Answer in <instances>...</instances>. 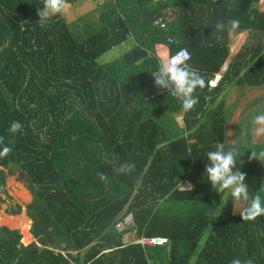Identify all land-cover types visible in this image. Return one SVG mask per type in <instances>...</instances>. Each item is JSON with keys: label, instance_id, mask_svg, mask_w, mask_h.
Returning a JSON list of instances; mask_svg holds the SVG:
<instances>
[{"label": "trees", "instance_id": "obj_1", "mask_svg": "<svg viewBox=\"0 0 264 264\" xmlns=\"http://www.w3.org/2000/svg\"><path fill=\"white\" fill-rule=\"evenodd\" d=\"M90 1L97 6L80 21L57 14L41 24L43 0H0V143L12 149L0 167L26 176L36 239L23 245L18 230L0 227V264H264V215L232 214L227 193L205 175L206 153L229 147L226 105L214 102L230 78L208 82L227 57L230 33L264 30V11L249 0ZM231 19L238 29L216 32ZM182 48L206 81L188 112L151 73L161 50ZM114 50L119 56L106 58ZM248 52L235 57L232 78L261 86L264 55ZM13 121L22 124L17 133L8 131ZM233 146L236 169L256 179L261 162ZM121 164L134 167L120 173ZM184 181L192 188L181 189ZM255 195L264 200L258 190L249 199ZM127 214L138 237L167 243L123 245L114 227ZM41 236L51 242L39 247Z\"/></svg>", "mask_w": 264, "mask_h": 264}, {"label": "crops", "instance_id": "obj_2", "mask_svg": "<svg viewBox=\"0 0 264 264\" xmlns=\"http://www.w3.org/2000/svg\"><path fill=\"white\" fill-rule=\"evenodd\" d=\"M86 1H87L85 2L86 6L95 5L93 6L94 8L97 6L96 2L90 0H86ZM153 1L161 2L163 0H153ZM210 1L214 4L217 3L216 1L218 0H210ZM210 1L207 0V4ZM247 1L248 0H246L245 2ZM100 2L101 1H99V4ZM222 2L224 1H220L219 3ZM249 2H250V6L253 9H257L258 11L259 10L264 11V0H249ZM66 4L69 8L68 11H70L71 4L69 3ZM167 12L168 15L171 14L170 11ZM173 18L174 16L171 17L172 20ZM227 46H228L227 57L225 58L219 71L213 75V78L215 76H220L222 78L223 76L226 75H229L228 78H230L223 84L221 90L219 91L220 94L218 95L216 102H214V106L217 105V103L219 102L224 103L226 105V111L224 116L225 118L224 139L227 143L230 142L232 145L239 144L244 147L246 146L250 150H252L253 147L257 148L256 151L264 150V124H258L255 126L252 124V120L255 116L264 114V84L257 87H252L247 84L242 86L237 85L236 83L237 81L240 80L241 75L239 77L232 78L234 72H231V67L234 64L235 57L242 50V48L248 47L249 52L247 54V58H249L252 55H255L254 59L257 60L262 55H264V30H257V31L244 30L240 32H231L229 35V42ZM112 53L110 52V54L107 55L106 58L109 57L114 58L113 55H115L116 57L119 56V52L117 50H114ZM165 54L167 55L168 52L166 50H161L159 53V58L165 56ZM218 84L219 82L217 83V85ZM182 114H184L183 111L182 113L179 114L181 120H183ZM181 123L183 125V122ZM182 125L179 124V126ZM244 162L245 161L242 162L241 166L244 164ZM260 167H261V172L256 179H254L252 175L245 176L244 182L247 184L249 197L253 190H258L259 192L264 193V163L261 162ZM4 170L6 172L5 176H7V180L6 183L3 184V187L5 186L4 189L7 190L6 193L9 196V198H6L5 194H0V221L3 219V217L4 218L15 217L18 218L20 227L11 228L8 225L6 226L2 224H0V227H6L10 230H18L21 234V243L23 245H28L36 241V239H34L32 234L30 233L32 220L28 215V206L32 202V195L28 189V184L18 179L19 172L15 174H9V171L7 169ZM11 175L12 176L14 175L13 176L14 189H12V191L10 184L8 183V177H10ZM186 182L190 185L187 190L191 189L192 188L191 183L189 181H184L183 183ZM225 197H229V196L226 195ZM242 206L243 204L234 205L232 203V214L242 213V209H241ZM25 227L26 230L24 235L23 228L25 229ZM25 237L32 239L24 243ZM38 245L40 247L42 244H39L38 241Z\"/></svg>", "mask_w": 264, "mask_h": 264}, {"label": "clouds", "instance_id": "obj_3", "mask_svg": "<svg viewBox=\"0 0 264 264\" xmlns=\"http://www.w3.org/2000/svg\"><path fill=\"white\" fill-rule=\"evenodd\" d=\"M68 6L65 0H43V6L37 11L39 22L46 23L51 17L57 14H65ZM240 21L231 19L227 25L220 21L215 24L217 33L225 31H235L239 28ZM154 86L169 89L168 96L177 100L184 112L190 111L197 103L198 97L194 94L197 89H203L206 86L205 78L191 65L186 59L164 58L159 62V67L153 70ZM214 86V82H212ZM252 124H264V114L257 115L253 118ZM22 124L19 121H13L8 131L17 133L21 130ZM229 147L225 150V143H219L215 150L206 153L208 163L205 165V175L211 182L212 186L218 192H226L234 205L243 204L241 207L242 219L252 220L258 216L264 215V200L260 195H255L249 199V191L245 181V174L236 169L239 162V150L230 142ZM11 147L0 143V155L7 154ZM249 160L256 159L264 163V150L253 151L248 157ZM133 164H121L116 171L126 173L132 170ZM100 178L106 179L103 173H99ZM231 264H241V260L233 259ZM251 264V262H249Z\"/></svg>", "mask_w": 264, "mask_h": 264}, {"label": "built area", "instance_id": "obj_4", "mask_svg": "<svg viewBox=\"0 0 264 264\" xmlns=\"http://www.w3.org/2000/svg\"><path fill=\"white\" fill-rule=\"evenodd\" d=\"M162 19H158L156 21V24H160L161 27L164 26V23H162ZM164 58H179V59H186L188 62L190 59V54L189 52L182 48L172 55L167 54L164 57H160L159 59H164ZM159 60V61H160ZM221 77L220 76H215L211 81H209V86L212 88L217 85V83L220 81ZM212 82H214V86H212ZM169 91V89H167ZM134 220L132 214H127L123 219L119 220L115 224V231L121 235V241L123 245H131V244H140L141 246H161L167 243L166 238H143V237H138L137 233L135 230H130V227L133 225Z\"/></svg>", "mask_w": 264, "mask_h": 264}, {"label": "rangeland", "instance_id": "obj_5", "mask_svg": "<svg viewBox=\"0 0 264 264\" xmlns=\"http://www.w3.org/2000/svg\"><path fill=\"white\" fill-rule=\"evenodd\" d=\"M85 2H87L86 0H76L75 2H73L71 4V10L70 11H67V13L65 14H59L61 15V17L67 22V23H71V22H76V21H80L81 18L88 12L90 11L92 8H94L93 6L95 5H85ZM86 4H89V3H86ZM69 9V8H68ZM112 53V52H111ZM110 53H108L109 55ZM113 54V53H112ZM107 56V54H106ZM166 56V54H165ZM113 57H116L115 55H113ZM164 57V56H162ZM109 58H112V57H109ZM175 120L177 121L178 124H181L182 125V120L179 116V114H177L175 116ZM173 137H175V135L173 134L172 135ZM3 169V168H2ZM4 170V169H3ZM5 171V170H4ZM6 173V172H5ZM14 176V175H13ZM13 176L11 175L10 177H8V183L10 184V187H11V191L12 189H14V182H13ZM6 180H7V176H5V181L4 183H6ZM189 184L186 182V183H183L181 185V188L184 189V190H187L189 188ZM5 187V186H4ZM7 191V190H6Z\"/></svg>", "mask_w": 264, "mask_h": 264}, {"label": "water", "instance_id": "obj_6", "mask_svg": "<svg viewBox=\"0 0 264 264\" xmlns=\"http://www.w3.org/2000/svg\"><path fill=\"white\" fill-rule=\"evenodd\" d=\"M18 179L26 184H28V181L26 180V176L23 172H19ZM5 181V171L0 168V194H5L6 198H9V196L6 193V190L3 187ZM39 244H46L48 242H51L47 236H42L38 238Z\"/></svg>", "mask_w": 264, "mask_h": 264}, {"label": "bare ground", "instance_id": "obj_7", "mask_svg": "<svg viewBox=\"0 0 264 264\" xmlns=\"http://www.w3.org/2000/svg\"><path fill=\"white\" fill-rule=\"evenodd\" d=\"M18 221H19L18 218H15V217L14 218H4L3 217V219L0 221V224H2V225H8L11 228L20 227V223ZM25 230H26V227H25V229L23 228V234L24 235H25ZM30 239H32V238H30ZM30 239L28 237H25L24 243L27 242V241H29Z\"/></svg>", "mask_w": 264, "mask_h": 264}, {"label": "flooded vegetation", "instance_id": "obj_8", "mask_svg": "<svg viewBox=\"0 0 264 264\" xmlns=\"http://www.w3.org/2000/svg\"><path fill=\"white\" fill-rule=\"evenodd\" d=\"M7 226V225H6Z\"/></svg>", "mask_w": 264, "mask_h": 264}]
</instances>
